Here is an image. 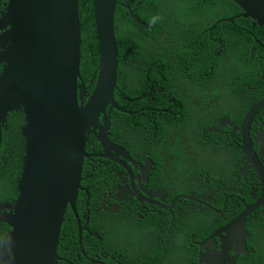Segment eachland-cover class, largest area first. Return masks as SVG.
Here are the masks:
<instances>
[{"label": "flooded vegetation", "instance_id": "flooded-vegetation-1", "mask_svg": "<svg viewBox=\"0 0 264 264\" xmlns=\"http://www.w3.org/2000/svg\"><path fill=\"white\" fill-rule=\"evenodd\" d=\"M160 41L158 35L151 42ZM170 49V56H174ZM146 50L143 60H149L154 51ZM259 51V57L264 59V47H259ZM2 69L0 65V73ZM93 74L94 71L88 81L89 96ZM184 94L186 99H195L194 92ZM114 101L119 110L108 109V125L102 132L108 138V158H103L104 151L93 135L85 147L90 155L88 170L101 174L99 167L104 169L101 187L94 191L98 193L94 203L88 197L86 212L82 218L76 213L78 223L74 218L78 247L88 264H156L159 253L163 264H168V260L170 264H264V176L238 151L240 124L221 125L223 118L217 119L215 114L221 106L213 103L192 111L187 121L168 123L163 135L149 137L134 123L136 115ZM224 101L227 103L225 98ZM250 120L264 134V104L253 111ZM99 123L103 125V117ZM252 146L264 169V136L258 142L254 140ZM155 153L170 155L157 163L152 160ZM178 159L183 162L181 167L175 165ZM1 161H5L4 157H0ZM92 177L93 174L87 179ZM219 185L234 194H223L222 199L205 194ZM2 186L6 185H0V195L7 194ZM17 197L7 203L0 201V207L14 203ZM188 197L201 203L180 208ZM219 204L226 207L214 210ZM205 210L218 216H201ZM196 212L200 213L199 218ZM4 214L0 210V220ZM134 215L136 219H132ZM10 230L9 225L0 222V241ZM211 231L213 234L206 238ZM85 232L90 236L93 256H88L83 248Z\"/></svg>", "mask_w": 264, "mask_h": 264}, {"label": "water", "instance_id": "water-1", "mask_svg": "<svg viewBox=\"0 0 264 264\" xmlns=\"http://www.w3.org/2000/svg\"><path fill=\"white\" fill-rule=\"evenodd\" d=\"M230 2L241 18L264 28V0ZM116 7L117 0H93L98 73L90 96L80 73L78 0H6L0 11V150L3 129L15 112L23 114L24 146L17 200L0 207L5 211L0 222L11 227L0 241V264H59L68 210L77 220L75 204L84 161L90 159L85 150L90 135L108 158V138L102 133L108 125L106 113L119 110L114 101L119 76ZM131 18L140 23L133 14ZM238 131L243 158L264 176L245 122Z\"/></svg>", "mask_w": 264, "mask_h": 264}, {"label": "trees", "instance_id": "trees-1", "mask_svg": "<svg viewBox=\"0 0 264 264\" xmlns=\"http://www.w3.org/2000/svg\"><path fill=\"white\" fill-rule=\"evenodd\" d=\"M0 1L3 5L2 2L6 0ZM176 13L177 16H173ZM132 14L140 23L131 18ZM240 14V10L230 0H117L115 33L119 55V82L115 100L117 104L127 107L129 112L136 115L134 123L141 132L146 130L145 133L149 137L153 135L159 137L167 130L168 123L178 124L187 121L190 117L188 108L191 101L188 99L185 101L184 91L191 95L194 92V98L196 97V101L199 102L207 100L210 96L214 97L216 99L214 103L221 106L216 108L215 113L216 118L220 120L226 117L233 119L243 110L245 102L241 104V97L236 98L243 94L239 90L244 86L245 79L240 74L227 71L228 69L224 67V58L229 57L231 66H238L244 61L247 65L249 55L253 53L255 65L260 59L259 46L255 41L261 37L264 44V28L250 19L241 18ZM78 16L83 30L80 73L88 86L92 71L93 77H97L98 73L99 37L93 0H78ZM230 18L232 21H229ZM179 20L182 24L177 23ZM158 35L161 36V41L151 42ZM147 48L154 51L149 60H143ZM253 48L254 51L251 50ZM168 49L173 50L176 59L175 71L149 82L147 77L156 69L158 62L163 57L170 56ZM261 64L263 65L264 61ZM131 75L137 78L134 88L130 87L127 81ZM222 76L226 79H221ZM236 87L239 88L237 93ZM180 89L182 90L179 92ZM225 96L227 103L224 101ZM132 101L135 103L129 105ZM131 122L133 123L132 120ZM22 125L23 115L12 113L3 129L0 157H4L5 161L0 163V185H6L2 187L7 193L0 195V201L3 203L18 196L17 182L22 172L24 156L20 136ZM90 140L94 141L92 137ZM178 154L180 157L184 156L182 152ZM168 155L155 153L152 160L158 163L161 157L165 159ZM176 161H178L175 163L176 166L183 165L182 160ZM89 163L88 160L84 161L82 181L79 184L75 205L79 218L86 212L87 198H90V203H94V199L97 198L98 193L94 191L101 187L104 176V169L101 167H99L102 170L101 174L89 171ZM92 174V179H87ZM212 190L211 187L210 192L205 194L216 195L219 199L223 198V194L228 196L234 194L233 191L226 192V187L222 189L221 185ZM83 191L88 194L84 195ZM187 203L183 202L180 208L182 205L189 207L191 203L189 201ZM229 203L230 201L226 206ZM226 206L219 204L214 210L220 211ZM194 214L200 217V213ZM204 214L212 218L218 216L210 210H205L201 216ZM132 219H136V216L134 215ZM212 234L211 231L206 238ZM82 245L88 256H93V252L90 251L92 249L90 236L86 232L82 235ZM58 256L59 264H88V260L78 247L77 229L71 210H68L62 226Z\"/></svg>", "mask_w": 264, "mask_h": 264}, {"label": "clouds", "instance_id": "clouds-1", "mask_svg": "<svg viewBox=\"0 0 264 264\" xmlns=\"http://www.w3.org/2000/svg\"><path fill=\"white\" fill-rule=\"evenodd\" d=\"M4 3H3V5H4ZM0 4H1V2H0ZM3 5H1V6H3ZM0 11H2V10H0ZM255 43H256V45H258L261 48L264 47V44L262 42L261 37H259V39L255 41ZM217 55H219V52ZM167 57L168 56H166V58ZM254 59H255V57L252 53L251 57L249 58V61L247 62V65H245V61H244L243 63H241L238 66H233V69H234L233 72L240 74L245 79V84H244V86H241V90H239V88H238V90L241 91V93H243V94H240L236 98V99H238L239 97H241V104L245 102L244 108L242 111L239 112L237 117H235L233 119H230L228 117L222 119L224 124H227V125L229 122H232L233 125H235V123L240 124L238 129L240 128L241 123L245 122V127H246V131H247L248 139H249V142L252 144H253L254 140L256 142H258L259 138L264 136V134L258 132V129H256V125L251 123V120H250L253 111L256 108H258L260 105L264 104V64L263 65L261 64V62H263L264 59L260 58L258 60V62L255 63V65H254ZM148 80H149V82H151L150 79H148ZM118 82H119V76H118ZM152 83H154V82H152ZM117 86H118V84H117ZM255 101H260V102L258 105L253 106V103ZM15 113H20V112H15ZM20 114H22V113H20ZM7 121H8V119H7ZM234 132H236V130H234ZM238 133H239V131H238ZM240 145H241V137L239 134V147H240ZM238 151H240V150H238ZM229 197H230V195H229ZM187 200L190 203H195V204L201 203V200H196L193 198H190V200L189 199H187Z\"/></svg>", "mask_w": 264, "mask_h": 264}, {"label": "crops", "instance_id": "crops-1", "mask_svg": "<svg viewBox=\"0 0 264 264\" xmlns=\"http://www.w3.org/2000/svg\"><path fill=\"white\" fill-rule=\"evenodd\" d=\"M180 19V18H179ZM180 21V20H179ZM166 57H163V59L161 61H163L161 64H157L158 67H156V69L148 75L147 78H149L151 81H154L157 77H164L165 75H167L168 73H171L173 70L175 71L176 68V59L174 58V56H168L166 59ZM157 73L156 77H153L154 73ZM129 79V86L132 87L133 86V80H136V76H128ZM137 83V82H136ZM134 87H136V84L134 83ZM183 89V87H182ZM180 89L179 92L182 90ZM226 100V96L224 97ZM159 253V251H158ZM156 264H163V260L160 257V253L159 256L156 257ZM170 260H168V264H170Z\"/></svg>", "mask_w": 264, "mask_h": 264}, {"label": "rangeland", "instance_id": "rangeland-1", "mask_svg": "<svg viewBox=\"0 0 264 264\" xmlns=\"http://www.w3.org/2000/svg\"><path fill=\"white\" fill-rule=\"evenodd\" d=\"M177 23L178 24H182L181 23V21H177ZM252 50V49H251ZM252 54V53H251ZM251 54L249 55V58L251 57ZM254 57H255V55H254ZM224 62H225V65H224V67L226 68V70L227 71H230L231 70V72H233L234 71V69H233V66H231L230 64H229V57H225L224 58ZM228 66H227V65ZM225 70V71H226ZM226 71V72H227ZM225 72V73H226ZM156 75H157V73L155 72L154 74H153V77H156ZM221 79H226V77L225 76H222V77H220ZM135 84H137V83H135ZM185 98V97H184ZM196 98V97H195ZM187 99L185 98V101H186ZM188 100H190L191 101V105H190V107L188 108V110H189V114L192 116V111L194 110V111H197V110H199V109H201V108H205V107H208L207 105H212L215 101H216V99L213 97L212 98V96H210V97H208L207 98V100H202L201 102H199V101H196V99H188ZM203 103H205L206 105H203ZM213 111L214 110H212V111H210V112H212V114L211 115H213L214 116V113H213ZM211 115H209V116H211ZM195 120H196V118H194V123H195ZM223 123L224 122H221V125H223ZM181 137V136H180ZM184 140V138L183 137H181V141H183Z\"/></svg>", "mask_w": 264, "mask_h": 264}]
</instances>
